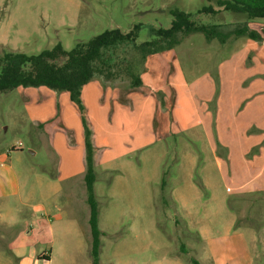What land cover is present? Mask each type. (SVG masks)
<instances>
[{
	"label": "rangeland",
	"instance_id": "obj_1",
	"mask_svg": "<svg viewBox=\"0 0 264 264\" xmlns=\"http://www.w3.org/2000/svg\"><path fill=\"white\" fill-rule=\"evenodd\" d=\"M217 1L0 0V54L34 55L57 43L69 51L104 30L127 32L137 23L139 44L149 40V26L169 27L172 10L229 33L224 44L190 34L148 57L146 65H177L193 101L179 110L192 126L187 131L161 135L164 116L171 121L166 101L161 115L143 107L133 113L127 105L125 118L105 99L83 104L94 149L99 264H213L221 247L201 234L213 239L233 231L247 239L252 264H264V113L253 98L264 93V54L249 44L264 42V19L246 22ZM244 24L259 40L233 34ZM42 117L48 119L39 122ZM129 118L152 144L96 166L95 156L104 153L94 146L93 132L109 138L115 131L131 145L137 135L126 130ZM84 161L83 129L67 93L18 87L0 95V213L9 222L0 227L8 244L1 258L23 245V254L46 252V264H91ZM12 262L19 264L15 257Z\"/></svg>",
	"mask_w": 264,
	"mask_h": 264
},
{
	"label": "trees",
	"instance_id": "obj_2",
	"mask_svg": "<svg viewBox=\"0 0 264 264\" xmlns=\"http://www.w3.org/2000/svg\"><path fill=\"white\" fill-rule=\"evenodd\" d=\"M223 11L241 15L246 22L264 19V0H219ZM208 9L205 12L208 13ZM173 19L168 28L149 26V40L137 43L141 24H133L127 32L118 28L104 30L86 42L76 43L66 51L60 43L38 54L4 51L0 54V95L21 88L45 87L55 92H67L77 107L83 129L84 186L89 209L87 223L91 233V264H99V237L97 204L94 198V149L92 133L87 125L84 105L81 101L83 86L98 81L103 88H138L144 86L142 74L146 71L148 57L174 49L186 36L204 35L206 42L218 40L224 44L229 33L218 30L219 25L197 24L191 13L172 10ZM233 31L236 37L246 36L259 40V36L247 26ZM163 106L165 96L155 92ZM192 264H199L192 259Z\"/></svg>",
	"mask_w": 264,
	"mask_h": 264
},
{
	"label": "crops",
	"instance_id": "obj_3",
	"mask_svg": "<svg viewBox=\"0 0 264 264\" xmlns=\"http://www.w3.org/2000/svg\"><path fill=\"white\" fill-rule=\"evenodd\" d=\"M249 44L252 45L251 47L253 48H258V54H264V42L259 44V42L256 43L255 41H251L249 42ZM262 61H264V59H262ZM176 66L177 65H146L147 69L141 76L144 82V86L138 88H130L124 90L119 88H103L97 81H91L83 86L81 90V101L84 105H88V108H90L91 106H95L96 102L98 103L102 99H105V101L107 100V102L115 108L114 115L117 116L118 114H122L123 118L128 117L131 108L132 112L134 113L135 108L136 111H140L142 107L146 111L147 109H149L147 113L149 115H152V113L153 115H161L159 107L160 103L155 96V92L161 91L166 96L165 101L167 103V106L171 109V121L169 119L167 120L166 116H164L166 124L164 125V129L161 135L168 136L170 135V133H172V131H175L176 128H179L181 132L187 131L192 126L186 125L185 115L183 113H179V110L183 106H192L193 101L188 93L182 88L181 78L177 76V73L175 72ZM253 98H258L257 103L260 104L257 107L258 113H264V93H261L257 96L253 95ZM145 103H148V107L145 105ZM127 105L130 107L129 111L126 107ZM73 106L77 111L80 120L79 111L74 104ZM47 119L48 118L42 117L40 118L39 122L46 121ZM54 119H58L57 122L61 126L59 113L58 115L56 113ZM130 119L134 118L128 119L127 124H129V129L126 130L132 135H137L136 139H130V141L132 142L131 145L128 144V142H125L126 139H123V135H116L115 131H111V133L114 135V137L110 136L113 138V141H111V143L107 140L110 139V137L108 138L107 134L105 135L99 133V131H97L98 134L93 132L94 146L98 148L97 151L101 149L100 153H104V155L101 154L95 156L96 166L101 164V166L107 167L113 161L123 159L125 160V158H130V156L137 150L140 151L144 147L152 144L153 138L151 137L145 140H141V138L139 137L141 133L139 127L137 125L135 126V122L130 124ZM117 122L119 125L121 124L120 120H117ZM112 144L114 145L115 149H109L107 151V149ZM104 150H106V153L104 152ZM0 227L2 228V230H6L9 227V222L2 213H0ZM200 239L204 241L210 240L209 243H212L216 247H221L220 249L218 248L219 252H217L216 250L213 253V264H252V257L250 256L248 250V241L239 231H233L232 234L227 232L226 234L213 239H206L203 233L201 234ZM0 242L2 243V246H0V248L7 247L8 244L6 242L5 235H0ZM240 247L242 248L240 249ZM23 249V245H21L20 248L16 249L15 252L13 250L8 251L7 248L8 252L4 250L2 257L3 260L0 257V264H12L13 257L18 259L19 264H46L50 261V257L46 252H43L41 255L39 254V256H34L32 251L29 254H27L26 252L23 254Z\"/></svg>",
	"mask_w": 264,
	"mask_h": 264
}]
</instances>
